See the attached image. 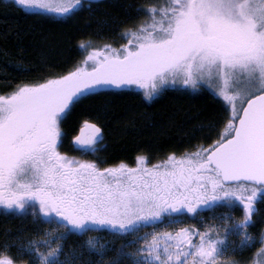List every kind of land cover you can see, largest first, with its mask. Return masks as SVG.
Segmentation results:
<instances>
[{
	"label": "snow or ice",
	"instance_id": "1",
	"mask_svg": "<svg viewBox=\"0 0 264 264\" xmlns=\"http://www.w3.org/2000/svg\"><path fill=\"white\" fill-rule=\"evenodd\" d=\"M15 4L37 16H67L82 0ZM139 10L150 23L123 32L126 44L92 48L81 41L78 47L87 55L63 74L0 94V206L24 210L31 205L34 216L39 212L42 222L59 229L46 230L21 251L31 264H65L60 241L68 235H128L226 203L240 207L243 218L224 214V220H234L224 237L241 235V249L259 242L253 264H264V231L258 238L247 231L264 201V0H167ZM134 87L148 98L166 87L211 88L224 113L218 139L151 165L138 155L135 166L121 161L101 167L106 161L60 151L61 125L73 109L94 96ZM84 128L90 135L75 136L74 147L103 139L97 124L85 121ZM211 231L145 233L128 242L137 244L135 251L121 254L132 264H217L226 239L218 232L213 238ZM194 236L199 237L195 243ZM84 243L88 251L103 254V243L92 237ZM10 247L7 241L0 244V264H17Z\"/></svg>",
	"mask_w": 264,
	"mask_h": 264
},
{
	"label": "trees",
	"instance_id": "2",
	"mask_svg": "<svg viewBox=\"0 0 264 264\" xmlns=\"http://www.w3.org/2000/svg\"><path fill=\"white\" fill-rule=\"evenodd\" d=\"M166 2L85 1L75 14L37 16L16 6L14 0H0V94L8 93L21 83L42 82L44 78L63 74L87 55L78 47L81 41H88L92 48H102L105 44L119 48L127 43L123 32L150 23L149 16L139 10L141 6ZM223 114L221 104L204 89L192 92L169 88L151 100L137 87L122 93L98 95L78 105L62 122L65 138L60 151L81 160L106 161L101 167L121 161L134 165L138 155L154 164L169 153L191 152L198 145L207 146L218 139ZM85 121L100 126L103 139L92 145L74 147L75 136L87 138L90 135V130L84 128ZM257 206L259 212L252 218L255 223L251 232L258 238L264 231V201ZM209 213V210H201L199 215ZM236 215H240L239 212ZM49 225L34 217L31 211L1 213L0 244L7 241L11 245L9 254L17 264H31L20 246L36 239L41 229ZM153 226L140 229L145 231ZM88 234L110 237L111 250L102 255L88 251L84 243ZM131 234L92 231L87 235H68L62 240L63 253H67L65 264H132L129 256L121 254L127 253L124 239ZM259 246L256 242L229 261L251 264Z\"/></svg>",
	"mask_w": 264,
	"mask_h": 264
},
{
	"label": "rangeland",
	"instance_id": "3",
	"mask_svg": "<svg viewBox=\"0 0 264 264\" xmlns=\"http://www.w3.org/2000/svg\"><path fill=\"white\" fill-rule=\"evenodd\" d=\"M15 1V0H14ZM85 1H97V0H82V3ZM56 3H66L67 0H55ZM27 10V9H25ZM29 11V10H27ZM138 88V87H137ZM169 88H176V87H166V89ZM142 90V89H141ZM189 91H198V90H191V89H187ZM204 90L208 91L209 93H211L214 97V93L213 90L211 88H204ZM143 91V90H142ZM144 93V91H143ZM160 94V93H159ZM159 94H155L153 95L151 98H147V100H151L153 98H155L157 95ZM216 98V97H215ZM151 165V164H149ZM132 166H135L132 165ZM221 207H225L223 210H220L219 208ZM237 205H229L226 203H218L216 206H214L213 208L210 209H204V210H209V214H207L206 216L202 215H198V216H191L190 214H188L189 216H182L177 218L179 222L176 223H172L170 222V220H164L161 224H155L151 229H147V230H143L139 229L138 232H135L131 235H129L127 238L124 239L125 241V245L127 252L129 251H135L137 244H129L128 242L130 240H133L134 238L138 237V236H143L145 233H172L175 234V232L180 229V228H195L197 230H199L200 232H206L208 229H211L212 231L209 233L213 238H215L216 233L218 232L221 236V238L226 239V246L224 248L223 254L220 256L217 264H221V262H226L229 261V259L232 256H235L236 254H238L239 252H241L242 250H245L247 247L250 246H246L243 249H241L240 247V241H241V235L237 234L236 232H230L229 235L227 237H224V232L226 230V226L227 227H231L232 223H234V220H239L243 218V212L242 210H238ZM7 211L9 212H32V206H26V208L24 210H19V209H8L5 208L3 206H0V214L1 213H7ZM239 212L240 215H236ZM226 213H231L232 216L234 217L233 219H229V220H224L223 216ZM33 214V213H32ZM34 216V215H33ZM34 217L40 218V214L39 212L36 213V215ZM252 223L249 225V228L247 229V231L249 233H251L252 236H254L251 232V228H252ZM51 229H57V231H59V229L57 228V225L55 223H51L48 227L42 228L41 229V233L39 234V236L36 239H40L43 235L44 232L46 230H51ZM88 237H92L94 239H96L99 243H103L105 245V249L104 252H107L109 250H111V248L108 246L111 242H110V237H106L103 235H99V234H88L86 237V240L88 239ZM255 237V236H254ZM149 239H151V236H149ZM193 242H197L199 240V237L194 236L193 238ZM169 243H171L173 246L175 245V241H168ZM60 243L62 244V241H60ZM140 244L143 243V241H139ZM160 243L163 245L165 243V241L163 239L160 240ZM253 245V244H252ZM251 245V246H252ZM261 247V245L259 246ZM43 250V248H42ZM98 254V253H96ZM21 255V254H20ZM26 256V260L29 261L31 263V257L24 252V254ZM66 256L67 253H63V255L61 256V259L64 260L66 262ZM184 257H181V259H183ZM131 262H132V258L130 257ZM189 259H191V257H189ZM258 259V257H255L254 260ZM19 264V263H18ZM253 264V262L251 263Z\"/></svg>",
	"mask_w": 264,
	"mask_h": 264
},
{
	"label": "flooded vegetation",
	"instance_id": "4",
	"mask_svg": "<svg viewBox=\"0 0 264 264\" xmlns=\"http://www.w3.org/2000/svg\"><path fill=\"white\" fill-rule=\"evenodd\" d=\"M186 215H188V214H186ZM191 216H194V215H192V214H190ZM189 216V215H188Z\"/></svg>",
	"mask_w": 264,
	"mask_h": 264
}]
</instances>
